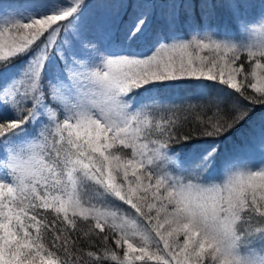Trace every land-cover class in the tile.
Returning a JSON list of instances; mask_svg holds the SVG:
<instances>
[{"label":"snow or ice","instance_id":"6c2138e0","mask_svg":"<svg viewBox=\"0 0 264 264\" xmlns=\"http://www.w3.org/2000/svg\"><path fill=\"white\" fill-rule=\"evenodd\" d=\"M86 6L0 0V264H264V0Z\"/></svg>","mask_w":264,"mask_h":264},{"label":"trees","instance_id":"16d2710c","mask_svg":"<svg viewBox=\"0 0 264 264\" xmlns=\"http://www.w3.org/2000/svg\"><path fill=\"white\" fill-rule=\"evenodd\" d=\"M29 0H3V3L13 5H25ZM86 8L84 9V19L88 27L95 30L98 27L110 29L115 36L122 34L123 30L139 14L143 9L146 0H85ZM154 8L149 9L152 12L149 32L159 30L161 22V13L167 10L170 0H151ZM90 12V14H89ZM201 89L195 86L194 82L178 83L173 86H166L159 89L161 95L171 101L179 102L186 98H194L200 93ZM217 89H211L212 94H215ZM247 129H240L233 133L224 141V146L231 142L237 141L242 134L245 135ZM139 243V241H136ZM122 258V251L117 249ZM115 264V262H111Z\"/></svg>","mask_w":264,"mask_h":264},{"label":"rangeland","instance_id":"374dc122","mask_svg":"<svg viewBox=\"0 0 264 264\" xmlns=\"http://www.w3.org/2000/svg\"><path fill=\"white\" fill-rule=\"evenodd\" d=\"M4 4H9V3H4ZM89 14H90V12H89ZM244 136L245 135L242 134V137H240L237 141H235V142L233 141V142L229 143L228 145H226L225 147L228 148V149H231V147L233 146V144H240V143H242Z\"/></svg>","mask_w":264,"mask_h":264}]
</instances>
